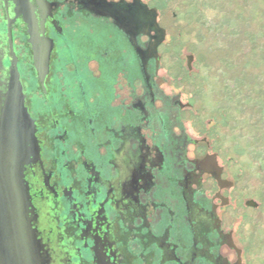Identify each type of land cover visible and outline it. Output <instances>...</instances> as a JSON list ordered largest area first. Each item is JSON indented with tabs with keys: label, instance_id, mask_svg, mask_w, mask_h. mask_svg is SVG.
I'll return each mask as SVG.
<instances>
[{
	"label": "flooded vegetation",
	"instance_id": "obj_1",
	"mask_svg": "<svg viewBox=\"0 0 264 264\" xmlns=\"http://www.w3.org/2000/svg\"><path fill=\"white\" fill-rule=\"evenodd\" d=\"M145 8L157 22L142 0H0V118L13 62L40 264H243L220 215L234 183L163 89Z\"/></svg>",
	"mask_w": 264,
	"mask_h": 264
},
{
	"label": "rangeland",
	"instance_id": "obj_2",
	"mask_svg": "<svg viewBox=\"0 0 264 264\" xmlns=\"http://www.w3.org/2000/svg\"><path fill=\"white\" fill-rule=\"evenodd\" d=\"M142 1L166 32L172 95L219 151L252 264H264V0Z\"/></svg>",
	"mask_w": 264,
	"mask_h": 264
},
{
	"label": "water",
	"instance_id": "obj_3",
	"mask_svg": "<svg viewBox=\"0 0 264 264\" xmlns=\"http://www.w3.org/2000/svg\"><path fill=\"white\" fill-rule=\"evenodd\" d=\"M144 13L147 26L155 30L158 36L147 53H150V50L155 52L164 39L165 31L158 26L154 9L145 8ZM34 51L35 68L41 73L45 53ZM187 61L190 69L191 57H188ZM160 77L163 81V89L172 95L162 63ZM184 118L186 127L193 137H206L186 114ZM33 130V122L23 105L16 66L12 62L8 90L0 118V264H40L38 246L27 219L28 197L21 180L22 168L27 159V145L33 143L35 146ZM208 142L210 149L218 153L222 162L219 151L209 140ZM207 172L213 174L209 169ZM226 194L230 198V204L220 212L224 229L233 230L234 241L242 250L243 264H252L231 191ZM245 205L257 208V204L253 201H248Z\"/></svg>",
	"mask_w": 264,
	"mask_h": 264
}]
</instances>
